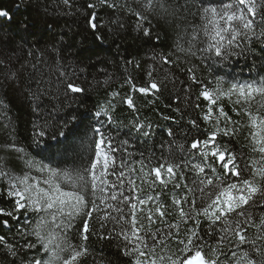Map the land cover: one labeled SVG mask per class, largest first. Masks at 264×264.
<instances>
[{"label": "snow or ice", "instance_id": "snow-or-ice-1", "mask_svg": "<svg viewBox=\"0 0 264 264\" xmlns=\"http://www.w3.org/2000/svg\"><path fill=\"white\" fill-rule=\"evenodd\" d=\"M63 3L71 6V0H63ZM98 3L108 8L125 7L117 0H98ZM157 5L158 0H144L142 7L154 10ZM158 6L167 12L163 3ZM96 7V3L87 5L88 9L94 10ZM190 7L187 0L183 4L177 3L172 15L178 17L188 13ZM127 12L136 18L137 39L159 40L158 35L153 37L147 15L130 6ZM197 14L205 23L200 31L193 30L187 34V48L180 43L184 39L183 35L180 36L177 51L195 56L193 48L201 42L202 32L206 38L202 43L206 46L197 48L202 54V64L207 60L223 63L231 57H244L253 60L250 71L255 68L257 52L253 46L259 43L264 51V0H222L219 6L199 0ZM8 15L6 10L0 9V17ZM95 21L96 13L93 11L86 19L92 30L97 28ZM119 27L123 29L124 25L120 24ZM157 57L160 65L175 64V70L183 72L186 78L179 80L174 72H165L164 78L159 79L154 75L156 65H150L147 87H137L130 76L126 78L125 82L133 92L151 94L158 99L159 94L168 89V83H172L173 87L179 83L185 104L193 99L196 87L200 91L195 95V100L203 98L208 102L207 110L201 117L203 124L196 119L188 120L189 133L195 130L198 135L192 138L188 158L183 163L165 161L149 167L143 160L139 161L142 184H148L153 189L157 185L167 189L171 184L173 189L181 190L171 199L175 222L168 220L173 213L169 212V206L160 201V193L141 197L139 193L142 189L135 180L129 179L127 191L130 194H125L123 169L128 168L130 173L136 169L124 159L117 164L114 153L122 150L131 155L129 141L123 140L118 147L114 146V138L107 134L108 128H105V124L111 126L114 123L112 113L120 96L118 91H113L106 107L101 105L90 113V119L95 123L89 125L93 134V152L87 165L72 170L43 165L38 171L48 175L41 181L28 175L13 177L4 162L0 161V179L7 181L0 195L11 204L10 209L0 207V217L19 222L17 214L21 211L39 216L31 231L25 230L24 226L18 230L22 244L12 243L0 235V256L8 264H45L42 258H29V252L36 248L37 242L46 252H51L48 264H79L81 258L88 255V248L83 242L92 235L98 240L115 242L118 255L128 257V264H264V78L251 83H231L225 88L224 78L217 76L211 82L215 86L209 87L199 78L197 65L181 68L167 55L157 54L152 59L156 61ZM3 65L4 62L0 61V66ZM14 77V73L6 74L5 83L11 86ZM75 79V73L60 71L54 85L58 94L62 89L66 98L82 101L85 89L75 83ZM233 97L236 98L234 103L240 105L248 116L252 129L250 149L255 155L248 159L229 149L227 144H221L218 139L235 137L239 131L238 122L218 104L222 98L231 101ZM256 97L261 99L253 111ZM122 102L129 109L137 110L132 95L122 98ZM174 102L177 103L175 111L180 112L181 96L176 95ZM195 107L199 108L200 104L196 103ZM233 111L239 114L240 109L234 107ZM80 122L78 113L69 112L61 129L51 135L46 130L47 126L35 127L34 143L42 151L55 154L63 150L66 155L69 150H75L76 145L66 143L69 138L64 129L70 130L69 126L76 127ZM129 127L136 134L148 138L153 125L136 117ZM49 135L54 143L44 141L43 138ZM168 135H174L171 129ZM8 147L17 153L24 152L14 143ZM178 148L181 152L188 151L183 144ZM192 157H198L200 162L192 163ZM25 163L30 168L34 167L30 159ZM117 167L121 169L119 172L116 171ZM185 169L195 173V176L189 180L184 174ZM109 175L116 176V181H110ZM0 223L7 226L9 220L3 219ZM110 224L112 227H109ZM46 226L51 230L47 235H42ZM250 228L256 230L255 238L249 237ZM73 229L81 240L78 246H73L67 239ZM32 236L36 237V241L30 239ZM50 245H54V248H50ZM173 245L176 247L174 252ZM56 249L66 251L67 255L61 258ZM36 250L40 251L39 248Z\"/></svg>", "mask_w": 264, "mask_h": 264}, {"label": "trees", "instance_id": "trees-1", "mask_svg": "<svg viewBox=\"0 0 264 264\" xmlns=\"http://www.w3.org/2000/svg\"><path fill=\"white\" fill-rule=\"evenodd\" d=\"M117 2L125 7L121 9L100 6L98 0H71V6L65 5L63 0H0V9L6 10L9 14L7 17H0V61L4 62V65L0 66V101H3L0 103V161L4 162L7 171L13 177L28 175L39 178L41 181L48 175L38 171L43 165L61 170L82 168L89 163L93 152V134L89 125L94 124L95 121L90 119V113L101 105L106 107L110 94L118 91L120 96L112 113L114 123L111 126L105 124V128H108L107 134L114 138V146L118 147L123 140L129 141L130 156L122 150L114 153L118 165L120 159H124L136 169L131 173L128 168L123 169L125 194H130L127 191L130 187L129 179L135 180L136 185L142 189L139 193L141 197L160 193V201L169 206V212L173 213L168 216V220L175 222L171 199L181 190L173 189L171 184L167 189L159 185L153 189L148 184H142L139 161L143 160L149 167H155L165 161L183 163L184 159L188 158L190 151L188 146L192 138L198 135L195 130L189 133L188 120L196 119L203 124L201 117L207 110L208 102L203 98L199 101L195 100V95H198L200 91L199 87L194 88L191 102L185 104L184 93L181 91L182 85L179 83L175 87L172 83H168V89L159 94L157 99L151 94L143 95L133 92L131 86L125 82L126 78L130 76L137 87H147V72L150 70V65L154 64L156 65L154 75L159 79L164 78L165 72H174L179 80L186 78L183 72L175 70V64L160 65L158 57L156 61L152 59L154 55L159 54L169 56L181 68L197 65L199 78L209 87H214L215 85L211 82L217 76H221L224 78V87L227 88L231 83H251L264 78V51L261 50L259 43L253 46L257 57L256 66L251 71L253 64L251 58L231 57L223 63L207 60L202 64V54L197 51V48L206 46L202 43L206 39L202 32L201 42L193 48V51H196L195 56L176 50L180 36H184L180 43L187 48V34L193 30L200 31L205 23L197 14L199 0H187L191 6L190 11L178 17L172 15L174 7L177 3H185V0H158V5L163 3L167 12L158 5L154 10H145L142 7L144 0H117ZM203 2L219 6L222 0H203ZM89 3H96L97 7L94 10L88 9ZM128 6L148 16L153 37L158 35L159 40L137 39L136 18L127 12ZM93 11L96 13L97 28L95 30L90 29L86 23L87 16ZM120 24L124 25L123 29L119 27ZM97 37H103V39ZM127 61L133 63H127ZM137 64L139 67H136ZM60 71L75 73V83L85 89L82 101L66 98L62 89L59 94L57 93L54 82ZM8 73L15 74L11 86L4 80V76ZM127 95H132L136 111L129 109L122 102V98ZM176 95L181 96L180 112L175 111ZM235 99L233 97L230 101L222 98L218 104L224 107V111L234 121L238 122L239 131L235 137L218 139L221 144H227L229 149L248 159L255 155L250 149L252 129H250L248 116L240 105L234 103ZM260 99L256 97L253 102V111ZM196 103L200 104L199 108L195 107ZM234 107L240 109L239 114L233 111ZM69 112L78 113L81 121L76 127L69 126L70 130L64 129L69 138L66 143H75V150H69L65 155L63 150L54 154L38 148L34 143L35 127L47 126L46 130L51 135L52 132L61 129ZM136 117L153 125L150 137L145 138L130 129L129 124ZM164 117H170V119H164ZM169 129L173 131V136L168 135ZM50 135L43 139L48 143H54ZM13 143L23 148L24 152L17 153L8 147ZM181 144L188 151L181 152L178 148ZM29 159L33 161L34 167L30 168L25 163ZM191 160L192 163L200 162L198 157H192ZM216 167L219 172V166ZM120 170L117 167L116 171ZM184 174L189 180L195 176V173L187 169ZM116 179V176L109 175L110 181L115 182ZM6 184V179H0V193L3 192ZM0 207L11 208V204L3 195H0ZM125 211L127 212V209ZM17 215L19 222L15 219L0 217V220H9L7 226L0 223V235L12 243L22 244L23 240L18 236V230L24 226L25 230L31 231L39 216L31 212L25 214L23 211ZM109 227L112 225L110 224ZM50 230L46 226L41 234L47 235ZM248 235L250 238H255L256 230L250 228ZM30 239L36 241L35 236ZM67 239L73 246L81 244L75 229L69 232ZM210 243L214 244L215 241ZM83 244L88 248V255L82 257L79 264H110V262L111 264H128V257L118 255L115 242L98 240L95 235H92ZM37 248L40 249L39 252ZM50 248H54V245H50ZM56 251L61 258L67 255L66 251L60 252L59 249ZM172 251H176L174 245ZM32 256L42 258L45 264H48L51 252H46L37 242L36 248L29 252V258ZM0 264H8V261L0 256Z\"/></svg>", "mask_w": 264, "mask_h": 264}]
</instances>
